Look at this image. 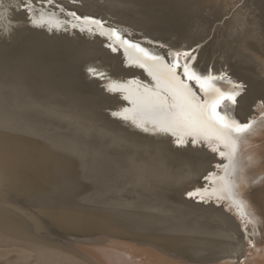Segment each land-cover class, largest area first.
Masks as SVG:
<instances>
[{
  "label": "bare ground",
  "instance_id": "bare-ground-1",
  "mask_svg": "<svg viewBox=\"0 0 264 264\" xmlns=\"http://www.w3.org/2000/svg\"><path fill=\"white\" fill-rule=\"evenodd\" d=\"M31 1L35 2L38 0H31ZM39 1L41 2L42 0H39ZM36 6H37V4H36ZM36 6H34V7H36ZM63 6L74 9L76 12H79V14L85 12L86 13V14L84 13L85 15H90L92 13L94 15L95 12H97L98 14H100V13L101 14H110V16L111 15L115 16V14L119 15V16H117V18H118L117 21H118L119 25L121 24L120 25L121 29L119 27L118 30L124 31L123 26H126V27L129 26L130 28H132L136 32V33L132 32V34H131L134 36V38L139 37V36H141L140 34H142L143 37L147 36L149 38V40L152 41L154 44H156L157 41H161L160 43L164 42V44L162 46L160 44L158 46V45L151 44L152 42H149V41H146V42H144V41L143 42H134L133 41L134 43H138L141 45V47H144L145 49H147L149 51V53H151L152 55H159V56L163 57L165 63L170 64L175 59L172 55H170V53H174V52H171L169 49H166L168 47V45H170L172 48V51H173V49L178 50V51L179 50H185V49L186 50L192 49L191 52L193 53L194 56H196L195 61L192 62V66L195 68V70H198L199 72H205L206 73L208 70L209 63H212L211 64L212 66L210 68L212 71L211 73L213 75H214V73H219L222 70L225 71V70L229 69V72L231 73V75L234 79V80L231 79L232 81L237 82L238 81L237 78H239L240 75H244L246 77L249 76V78L252 82V86L249 89V91L246 92V90H244L242 92V94L237 98V103L235 105L228 103L226 105L221 106V108H219L218 111L220 112L221 115H227L228 117H230L232 119H236L241 123H247L248 121H255L251 131L246 133L243 137H241V139L239 141L238 151L236 154V162L238 165V170H237L235 177H234L235 182L238 185V187L236 188V191L243 194V193H246V191L248 189L249 190H251V189H255V190L257 189L258 190L259 186L261 184H264V165L255 166V162L258 159V158H256V156L264 148V144H260L258 142L259 138L257 136H255V134H258V133L264 134V132H262V130L259 127V126L264 127V0H112L111 2L103 3V4L100 1L94 2L93 0L92 1H89V0H80L79 1V0H77V3H74V4H70L69 2H66V3L64 2ZM54 8L49 9L51 11H47V12H42L41 10L38 9V13H37V16H35V19L39 20L41 18V16H43L45 19H48V17L50 15L54 14L55 18L60 23V28L65 30V31H68L69 33L71 32L75 37L78 38L77 39L78 41L81 39H79V37H78L79 34L77 33V31L80 30L81 27H84V29H85L84 31L92 32V33H95L97 35V36L93 37L91 40H84L85 42L84 41L78 42V41H75V39H72L73 42H75L74 44L76 45V46L72 45V48H69L70 44L69 45L67 44L69 47L68 46L65 47L66 49H65L64 54H65L66 58L69 60V62H71L70 67H68L65 64H64V66H67V67L58 66L57 64L53 63V61L49 62L47 59L44 58V54H45L44 52H45V49H47L46 48L47 47L46 38L44 39L42 37L40 38V37L34 36L30 39L35 44L29 45L28 49L35 52V53H38V55L42 56V57H40L41 59L40 58H38V59L42 60V62L44 64L43 69L44 70L47 69L50 72V74L52 76H54V81H55V78H59V79H62V80L69 82L66 85V90H67L66 92L69 94V96H68L69 99L67 100V102L65 101V103L68 104V106L72 105V107H73V105H80L82 103V101H86L89 98L90 99L96 98L102 104H104L106 107H110V108L111 107L113 108V106L118 102L117 100H115V98L112 95H108L105 93L98 92V90H100V89L96 87V81L94 79L87 81V80H85L84 77H82L85 75L84 73H82V74H84L82 76L77 75L76 74L77 72L75 73L74 65L77 63L82 64L85 61H87V59H85V57H87L86 55H88V53L90 51L92 52V54L88 57H91V56H92V58L97 57L100 60L107 61L109 63L110 74L113 75L114 77H119V79H115L116 80L115 82L117 84H119L120 82L124 84V82H125L126 84L129 85V87H131V88H129L128 86L125 87V89L123 90V93L124 92H125V94L126 93L127 94L132 93L133 94L132 97L135 98L137 94L143 93L145 87H151V88L155 87L156 82L149 75V73L144 68L139 67L138 64H136L134 62H130L129 56L125 54L123 48H119V46H117L118 51L116 54L112 53L108 49L105 50L104 48H102L103 42L110 43V41L107 39L106 36H101L99 34V30L96 28L95 25H84L82 22H78L77 20H75L71 16H69V15L66 16V14L61 13L60 9L56 10ZM13 10H14V8H13ZM45 10H48V9H45ZM18 12L20 13V11H18ZM13 14L16 15L17 13L14 12ZM19 15H21V13ZM137 15L142 16V18H143V20L141 21V22H143L142 24H141V22L137 23V19H136ZM22 16H24V15H22ZM61 16H62V18H60ZM90 16H92V15H90ZM12 17H14V16H12ZM132 17L134 18V20L132 19ZM20 18L22 19L21 21H23V18H25V17H23V18L20 17ZM110 19H111V17H110ZM168 19H172V25H175V26H173V28H175L177 31H180V32L187 31V33L196 32L195 28L200 23L202 25V28H210L211 25L213 24V26H215L216 31H214L215 33H213L212 35L213 36L216 35L222 39V43L220 42V45L223 44L225 47L227 46V39L226 38L236 39L237 44H236L235 48H233V49H228V50L217 49V50H219L218 53H220V54H218V53H213L214 50L210 46H209V48L207 46H206L207 48L204 46L205 49L204 48H195L194 49V48H191L190 46H188V44L185 41L183 42L182 40L177 42L176 40L171 41L170 39H162L159 36V33L161 31L165 32V31L161 30V28L163 26H165L164 24H167L164 20H168ZM65 22H67V23H65ZM73 24H75L76 27H73L72 26ZM129 27H127V28H129ZM22 28H23V26H22ZM89 28H91V31L88 30ZM105 28H107V27H105ZM12 30H14V28ZM17 31H18V29H17ZM31 31H33V30L31 29ZM35 32H37V31H35ZM137 32H138V34H137ZM18 33H20V32H18ZM29 35H31V34H29ZM43 35H45V34H42V36ZM131 35H128L129 37L127 36V38L130 40L133 39L130 37ZM46 36H47V34H46ZM53 36L54 35H52L51 38ZM177 36H181V35L178 34ZM158 37L161 38V40H158ZM54 38H56V37H54ZM48 39H50V37ZM146 39H144V40H146ZM60 40H62V39H60ZM56 41H58V39H56ZM212 42L215 43V40ZM59 43H60V41H59ZM165 43L168 44L166 46V48L164 47ZM52 44H54V43H52ZM55 44H57V43H55ZM215 44L217 45V43H215ZM209 45H212V43ZM63 46H64V43H63ZM9 53H7V54H9ZM15 54L17 55V53H14V54L10 53L9 55L13 57V56H15ZM48 54H49V52H48ZM57 54H59V52ZM61 54H60V56H61ZM52 55H54V54H52ZM30 59H28V60L30 61ZM38 59H37V61H38ZM67 59H66V62H68ZM22 61H24V60L22 59ZM32 61H31V63L33 64L34 61L33 62ZM35 61H36V59H35ZM183 63H184V61H183V59H181V61H180L181 67H178L176 70L177 75L180 76L182 79H183V67H182ZM123 64H128L129 66H124ZM5 66H6V64H5ZM28 66H29V64L27 65V67ZM10 67L11 66H9V68ZM27 67H25L24 69H26ZM37 67H36V69H37ZM6 68L7 67H5V69ZM9 68L7 70H9ZM28 68H30V67H28ZM11 69H12V67H11ZM36 69H34V70H36ZM13 71H15L14 66H13V70L11 72H13ZM18 71H20V70H18ZM77 71H78V69H77ZM5 73H7V72H4V74ZM27 73H30V71ZM32 73H34V72H32ZM41 73H42V71H41ZM220 73H219V75H220ZM25 75L28 76V74H25ZM25 75H22V76L25 77ZM133 76L139 78L143 82L142 81H136L134 79L127 81V79H130V77H133ZM9 78H11V77H9ZM31 78H33V77H31ZM31 78H30V82H31ZM228 79L229 78H227V79L225 78L224 80H217L216 86L220 87L221 89H224V90L230 89L231 85L228 83ZM37 80L38 79H36V81ZM13 81H11V82H13ZM42 81L44 82V80H42ZM45 81H46V78H45ZM38 82H40V81L38 80ZM21 83H22V81H21ZM31 83H28V84L30 85ZM34 83H37V82H34ZM34 83H33V85H34ZM42 83H41V85H42ZM10 84L12 85V83H9L8 87H10ZM48 84H47V86H48ZM45 86H46V84H45ZM49 86H51V85H49ZM191 87L193 88V91L196 92L197 96H199L201 99L205 98L204 94L200 91V89L198 87L195 86L194 83L191 84ZM21 88H22V85H21ZM34 88H35V86H34ZM34 88H32V89L34 90ZM42 88H44V85H43V87H41V89ZM4 89L6 90V88H4ZM17 89H15V91ZM30 89L31 88H29L28 91L31 92ZM38 91H40V89ZM0 92L3 93L2 91H0ZM20 92H19V96H20ZM48 92H50V91H48ZM50 94H52V93H50ZM55 94L56 93L54 92V97H55ZM10 95H12V94H10ZM15 96H17V95H15ZM38 96H39V94H38ZM42 96H44V95L42 94ZM5 98L7 99L9 97H5ZM15 98H17V97H15ZM25 98L29 99V98H31V96L29 98L25 96ZM57 98H56V100H57ZM0 99H2V98H0ZM18 99H16V100H18ZM48 99H49V97H48ZM11 100H13V99L11 98ZM30 100H32V99H30ZM45 100H47V99H45ZM54 100H55V98H54ZM60 100H62V99H60ZM0 101H2V100H0ZM6 101L9 102V100H6ZM44 101H41V102H44ZM8 102H6V103H8ZM15 103L17 105L16 101H15ZM111 103H113V104L111 105ZM8 104H6L7 107H8ZM18 104H20V103H18ZM31 104H34V103L32 102ZM35 104H36V102H35ZM37 104H39V103H37ZM46 104H48V103H46ZM39 105H41V104H39ZM49 105H50V103H49ZM23 106H24V104H23ZM34 106L36 107V105H34ZM2 108L4 109L5 107H2ZM12 108H13V106H12ZM46 108H48V107H46ZM5 109H9V108H5ZM5 109H4V111H5ZM26 109L23 108L24 111ZM1 110L2 109H0V112H1ZM41 110H42V108H41ZM4 111H2V113ZM8 111L11 112V110H8ZM5 112H7V111H5ZM2 113H0V114H2ZM4 113L2 114L3 116H5ZM16 113H15V115H18ZM21 114L23 115L25 113H21ZM21 114L19 113L20 116H21ZM2 115H0V128L1 129H3L2 127H4V128L7 127L8 125H10L9 123H11L10 122L11 117H10V121H9L8 120L9 117L7 119L6 116H5L6 118H4ZM8 115L10 116V114H8ZM13 122H14V119H13ZM12 124L14 125V123H12ZM22 124L26 125L29 130L37 129L36 126H34V124H32L28 121H23ZM16 127H17V125H16ZM14 128H8V129L12 130ZM27 128L24 127V130L26 131ZM16 131L14 129V131H12V132H16ZM30 132L32 135L33 134L32 131H29V133ZM7 133H11V131L10 132L8 131ZM11 134H13V133H11ZM46 137H48V136H46ZM150 138H151V136H150ZM48 139H50L49 145L41 144V146H40L41 156H39L38 158H34L32 156L31 150H30V142L24 141L22 139H15L14 137L12 138V137H10V135H7L6 133L0 131V264H146L144 262L145 259L141 258V256H142L141 254H145L146 257L149 258V260H148L149 264H198L199 262H203V261L204 262L202 264H208L212 261V259L222 256L221 255L222 251L227 248V242L225 241V239L233 241V247L230 249L232 258L237 259L236 257L239 256V259H237V262L233 261V264H251L248 260H243L242 262H240V257H241V254L243 252V248H244L245 244L242 245V243L240 241V239H241L240 237H243V236H240L237 232L236 233L238 235L236 238H234V239L228 238V237L226 238V236H225L223 238V240L218 238V237H215V236H211V235L208 236L205 234L206 232H203V234L201 233L200 235H193L194 233L191 234L188 231H184V227H183V231L181 229H178V230L175 229V231H173V234L171 233L172 230H170V232H168L171 234H166L167 232L163 233L160 229V227H162V225L164 223L165 218L162 219V217L158 216L157 213H154V214H157L158 217L152 215L154 211L152 213L148 214V212H146V213L144 212L145 210L143 208L142 209L144 211L142 209H140L139 207L138 208L141 211H143L144 213L140 212V210H139V212H136L135 210L131 211V210H122V209L119 210L118 208L117 209L108 208V206L107 207H101V206L99 207L97 202L96 203L98 206H96V207H94V206L90 207L91 204H89V206L86 207V205L83 204L79 198H77L78 192L82 188V183L79 181L80 179L78 180V179L74 178L75 177L74 176V172H75L74 159H72L69 156L62 155V154L58 153L57 151L53 150V147L65 148V146H62V144H68L67 142H70V141L64 140V139H62L58 136H55V135H52L51 138H48ZM117 139H119V138H117ZM163 139H164V137H163ZM188 139L191 140V137H188ZM123 141H125V140H123ZM200 141L201 142L204 141V144H207L210 147L211 146L214 147V144L217 145L216 141H211V142L205 141V140H200ZM122 145H124V144H122ZM155 146H157V145H155ZM163 147H164V145H163ZM221 150L227 151V149H225L223 147V145H220V147H219V151H221ZM178 151H179V149H178ZM197 151H199V150H197ZM197 151L194 154V156L196 155L198 157V159L199 158L201 159V161H202V169L201 170H202V173H204L205 177L208 176L209 173H214L216 177H220V176L224 175V169H223V166L221 164L227 163V160L225 158H216L213 155L214 153L213 154L209 153V152L208 153H202L200 151L199 152H197ZM255 151H256V153H255L256 155L252 154ZM189 152L190 151H188V153ZM69 153H70V151H69ZM127 154H129V153H127ZM127 154H126V156H127ZM135 154H137V153H135ZM76 155H78V154H76ZM175 155H177V154H174V156ZM190 155H192V154H189V156ZM117 156H119V153ZM138 156L139 155H137V157ZM1 157L4 158L5 160H3ZM72 157H74V156L72 155ZM186 157L188 158V156H186ZM118 158L120 159V157H118ZM161 158H162V156H161ZM249 158H251V160H249ZM119 159H116V157H115V159L113 158L112 170H113L114 180L111 183V185H113L115 182L116 183L117 182H121V183L127 182L128 183L129 180L130 181L132 180L131 175H133V174L130 172V170H132V169L129 170L127 165L122 163V161H120ZM126 162L127 161H125V163ZM128 162H131V161H128ZM143 162H144V160H143ZM133 163H135V162H133ZM128 164H130V163H128ZM151 164H152V162H151ZM188 164H189V162H188ZM190 164L193 165L192 163H190ZM218 165H221V166L218 167ZM163 166H164V164H163ZM173 166H171V167H173ZM133 168L135 169V167H133ZM146 168H147V166H146ZM175 169H177V168H175ZM141 170H143V169H141ZM136 171H140V170H136ZM136 171L133 172V173H135V175L137 174ZM143 172H145V171H143ZM53 173L55 174V176L53 175ZM154 173H155V171H154ZM167 173H168V171H167ZM161 174H163V173H161ZM168 174H170V173H168ZM141 175H142V173H141ZM143 175H144V173H143ZM150 175H152V174H150ZM78 176H79V174H78ZM139 176H140V174H139ZM156 176L157 175H155L154 177H156ZM143 177H145V176H143ZM134 179L137 180L136 176L133 178V180ZM145 179H147V178L145 177ZM145 182L146 181H144V183ZM195 182L197 183V180ZM219 183L220 182L217 180L216 185H211L210 182L204 178L205 187H209V188H211L212 186L218 187ZM253 183H255V185H253ZM6 184H7L8 190L9 189L14 190L15 187H19L21 190V194L32 200L34 208L40 213L41 216L37 217L36 215H34V216L33 215H27V214H25V211H22L20 213H19L20 210L16 211L15 210L16 208H15L14 204L12 203L13 202L12 197L7 193L6 190H4L5 189L4 185H6ZM131 184L132 183H130V185ZM134 184H132V185H134ZM141 185H142V183H141ZM197 185H198V183H197ZM123 186H120V187H123ZM138 186H140V185L138 184ZM99 187H98L100 189L99 191L104 190V184L103 183L100 184ZM134 187L136 188V186H134ZM100 193L103 194V192H100ZM100 193H99V195H100ZM104 196H105V193H104ZM241 198L243 200L251 198L250 201H246L248 208H249V206L254 205L255 202L257 201L258 207H261L262 210H264V192L257 194V195L254 194L253 192H251L249 195L245 194ZM106 199L107 198H105V200ZM99 201L101 202V200H99ZM106 202H104V204H106ZM109 202H114V204H115V202L117 203V200L112 199ZM109 202H107V204ZM137 202H138V200H137ZM120 203H122V201H120ZM100 204H103V203L101 202ZM117 204H119V203H117ZM189 204H191V203H189ZM121 207H119V208H121ZM17 209H19V208H17ZM152 209L154 210V208H152ZM157 210L158 209H156V211ZM148 211H150L149 208H148ZM159 211L160 210H158V212ZM207 211H209L208 213H210V212L215 213L214 216H217V217L220 214V217H221L223 210L211 205V207L207 208ZM254 214L255 213H253V215ZM170 219H173V218H170ZM231 220L228 219V221L227 220L226 221L228 222L229 226L231 225L232 227L235 228V223L232 222ZM219 221H220V218H219ZM170 225L168 227H171ZM174 225H175V223H174ZM166 226H167V222H166ZM175 227H177V226L175 225ZM58 228L61 231L58 230ZM180 228H182V227H180ZM162 229H164V228H162ZM179 230L182 231L181 232L182 234L180 233L179 235H177L176 232L177 231L179 232ZM238 231H239V228H238ZM103 233H106L107 235L102 236ZM195 234H196V232H195ZM104 236H111L112 238H109L107 240V244H103V245L99 244L98 243L99 240ZM242 242H243V240H242ZM258 244H259L258 242L257 243L254 242V245L257 247H258ZM82 245L83 246L86 245V246H84L85 247L84 249L80 247ZM259 247H258V249H259ZM262 249L264 251L263 246H262ZM244 253H245V251H244ZM247 258H248V256H247ZM262 260H263V258H260V260L257 259V261H258L257 264H260L259 261H262Z\"/></svg>",
  "mask_w": 264,
  "mask_h": 264
},
{
  "label": "rangeland",
  "instance_id": "rangeland-1",
  "mask_svg": "<svg viewBox=\"0 0 264 264\" xmlns=\"http://www.w3.org/2000/svg\"><path fill=\"white\" fill-rule=\"evenodd\" d=\"M89 1H92V0H89ZM93 1L94 2L100 1L103 4V3L111 2L112 0H93ZM64 2L65 3L69 2L70 4H74V3H77V0H52L51 3H49L48 0H42L41 2L39 0L35 1V2H32L31 0H20V1L19 0H6V1L0 0V57L2 58V59L0 58V91L3 92V93L0 92L2 94V95L0 94L1 95L0 98H2V99H0V100H2V101H0V105L2 104L0 106V109H2L0 113H2V111H4L5 108H9V109H5V111H7V112H5V111H4L5 113L3 112L5 114V116L7 117V119L9 117V119H8L9 121H10V117H11V121H10L11 123H9L10 125H8L9 127L8 126L7 127L8 128H14L15 127L14 128L15 131L17 130L16 132H12V131H14V129L9 130L7 127H5L6 129L4 127H2L4 130L0 128V131L6 133L7 135H10V137H12V138L14 137L15 139H22L24 141L30 142V150H31L32 156L34 158H38L39 156H41V150H40L41 144L49 145L50 139H48V138H51L52 135H55V136H58L64 140L70 141V142L66 141L68 144H62V146H65V148L53 147V150L57 151L58 153H60L62 155L69 156L72 159H74V162H75V172H74L75 177L74 178H76L78 180L80 179L79 181L82 183V188L78 192L77 198H79L81 200V202L86 205V207H88L89 204H91L90 207H92V206L96 207L99 205V207L100 206L101 207H107L108 206V208H115V209L118 208L119 210L122 209V210H131V211L135 210L136 212H139V210L143 208L145 211L143 209L142 210L145 213L148 212V214L152 213L154 211L152 215H154L156 217L160 216V217H162V219L165 218L164 223H163L162 227H160V229L163 233L167 232L166 234H171V233L173 234V231H175V229H177V230L181 229L183 231V227H184V231H188L191 234L194 233L193 235H200L201 233L203 234V232H206L205 233L206 235L215 236V237H218L222 240L225 236H226V238L228 237V238L234 239L239 234L240 236H243V237H240L241 239L243 238L242 239L243 242L239 238L242 245L245 244L244 248H243V252H242L241 257H240V262H242L243 260H248L251 264H257V262H258L257 259L260 260V258H263V260L259 261V262H260V264H264V251L262 249V246L264 247V243H263L264 242V210H262L261 207H258L257 201L255 202L254 205L249 206V208L246 204V207L243 210H241V209H238L236 206H234L226 198L223 200H217L216 198H210V199H207L206 201H201L199 198H192V197L188 196L189 192H192L197 188H200V189L205 188V185H204L205 175H204V173H202V170H201L202 169V161L200 158L198 159V157L196 155L194 156V154L196 153L197 150H199L202 153H208V152L212 153V154L214 153L213 155L216 158H222L218 152H213L211 150L213 146L210 147L207 144H204V141L203 142L200 141L199 143L193 145L191 143V140L188 138H186L188 141L186 144L178 146L175 143L176 138L171 136L170 134H167V135L166 134H162V135L157 134L156 135V134H153L151 131L145 132L142 129L137 128L132 123L131 120H124L121 117L114 116L113 113L123 112V109H125V108L131 109L133 107L132 103H130L129 100L124 99L125 95L132 96L133 94L132 93H130V94L126 93L125 94V92L123 93V90H117L115 92L108 91L109 84L110 83H116L115 79H119V77H114L113 75L110 74V72H109L110 66H109V63L107 61L100 60L97 57H95V58H92V56L88 57L92 54L91 51L88 53V55H86L87 57H85V59H87V61H85L82 64H79V63H77L75 65L73 64L75 67V69H74L75 73L77 72L76 74L81 75V76L85 74L82 77H84L85 80H87V81L94 79L96 81V87L100 89V90H98V92L105 93L108 95H112L115 98V100H117L118 102L114 105L115 107L113 106V108L112 107L111 108L106 107L104 104H102L96 98H92V99L89 98L86 101H82V103L80 105H73V107H72V105L68 106V104L65 103V101L67 102V100L69 99L68 98L69 94L66 92L67 91L66 85L69 82L62 80V79H59V78H55V81H54V76H52L47 69H45V70L43 69L44 64H43L42 60L38 59L42 56L38 55V53H35V52L29 50L28 46L31 44H35L34 42H32L30 40L34 36L40 37V38L42 37L44 39L46 38V45H47L46 48L47 49H45L44 58L47 59L49 62L53 61V63L57 64L58 66L70 67L71 62H69V60L66 58V56L64 54L65 49H66L65 47H67L69 44H70L69 45L70 47L68 46L69 48H72V45L76 46L74 44L75 42H73L72 39H75V41H78L77 40L78 38L75 37L71 32L69 33L68 31H65L61 28H59V30H57L55 27H53L51 30H49V26L46 23L43 25H39V26L34 25L32 23V20L35 19V16H37L38 9L41 10L42 12H47V11H51L49 9L55 7L54 9H56V10L60 9V12L66 14V16H68L69 12H75L77 16H81V17L88 16V17H92L94 19L101 20L104 23V26L107 28L108 27H114V28L118 27L117 29H119L121 24L119 25V23L117 21L118 20L117 16H119V15L115 14V16H116L115 17L112 15L110 16V14H101V13L98 14L97 12H95L94 15H93V13L90 14L92 16L85 15L86 14L85 12L79 14V12H76L74 9L63 6ZM36 4H37V6H36ZM25 5H27V7ZM34 6H36V7H34ZM13 8H14V10H13ZM44 8L48 9V10H45ZM61 9H63V11H61ZM18 11H20L21 15H19L20 13ZM14 12L17 14L16 15L13 14ZM22 15H24V16H22ZM12 16H14V17H12ZM20 17H22V18L25 17V18H23V21H21L22 19ZM110 17H111V19H110ZM60 18H62V16ZM132 19L134 20L133 17H132ZM136 19H137V23H140L143 20L141 15H137ZM36 20H38V19H36ZM164 21L167 24H164L165 26H163L161 28V30H163L165 32H162V31L160 33L158 32L159 36L162 39H170L171 41L176 40L177 42L182 40L183 42L185 41L188 44V46H190L191 48H194V49L195 48H204L205 49L206 46L208 48L210 46L214 50V51L212 50L213 53H218L219 50H221V49L222 50L233 49V48H235V46L237 44L236 39L226 38L227 39V46L225 47L223 44L220 45V42L222 43V39L216 35H214V36L212 35L213 33H215L214 31H216L215 26H213V24L211 25L210 28H202V25L200 23L195 28L196 32L187 33V31L180 32V31H177L175 28H173V26H175V25H172V19H168V20H164ZM67 22H65V23H67ZM78 22H81V21H78ZM142 23L143 22H141V24ZM22 26H23V28H22ZM123 27H124V31H121V32L124 33L123 35L126 38L128 35H131L132 32L136 33L135 30H133L129 26H127L129 28H127L126 26H123ZM13 28H14V30H12ZM17 29H18V31H17ZM31 29L33 31H31ZM120 29H121V27H120ZM125 30H127V31H125ZM35 31H37V32H35ZM18 32H20V33H18ZM77 33L79 34L78 35L79 39H81L78 42H80V41L83 42L84 40H91L93 37L97 36L95 33L88 32V31L78 30ZM29 34H31V35H29ZM42 34H45V35L42 36ZM46 34H47V36H46ZM137 34H138V32H137ZM178 34L181 36H177ZM52 35H54V36L51 38ZM140 35L141 36L136 37V38H134L133 35H131L130 37L133 38L132 41H134V42H143V41L144 42H146V41L152 42L149 40V38L147 36L143 37L142 34H140ZM49 37H50V39H48ZM54 37H56V38H54ZM161 38L158 37V40H161ZM56 39H58V41H56ZM60 39H62V40H60ZM144 39H146V40H144ZM214 40L218 46L214 42H212ZM59 41H60V43H59ZM160 42L161 41H157L156 44H154L152 42L151 44L158 45V46L160 44L162 46L164 44V42H162V43H160ZM52 43H54V44H52ZM55 43H57V44H55ZM63 43H64V46H63ZM211 43H212V45L214 44L213 45L214 47L212 45H209ZM108 44H109L108 42L107 43L103 42L102 48H104L105 50L108 49L112 53L116 54L117 51L113 52L111 50V48H109L107 46ZM167 45L168 44L165 43L164 47L166 48ZM166 49H169L171 52H177L178 51L175 49H173V51H172V48L170 45H168V47ZM217 49H219V50H217ZM191 50L192 49H188V50L185 49V50H179V52H185V51L191 52ZM57 51L59 52V54H57L58 53ZM9 52L13 53V54L17 53V55L15 54V56L12 57L9 55L10 54ZM48 52H49V54H48ZM7 53H9V54H7ZM52 54H54V55H52ZM60 54H61V56H60ZM218 54H220V53H218ZM22 59L24 61H22ZM28 59H30V61ZM35 59H36V61H35ZM37 59H38V61H37ZM66 59L68 62H66ZM55 60L56 61L58 60L59 62L58 61L56 62ZM31 61L33 62V64L31 63ZM5 64H6V66H5ZM28 64H29L28 67H30V68L27 67ZM64 64L67 66H64ZM211 64L212 63H209L208 70L206 73L205 72H199L198 70H196V71H198L200 74L202 73L203 75H207L210 72H212L211 68H210L212 66ZM123 65L129 66L128 64H123ZM9 66H11L12 69H11V67L9 68ZM13 66H14L15 71L11 72L13 70ZM5 67H7V68L5 69ZM25 67H27V68L24 69ZM36 67H37V69H36ZM8 68H9V70H7ZM76 68L78 69V71ZM89 68H94L97 70V72L103 73L104 74L103 78H100L99 76H94V75L90 74ZM34 69H36V70H34ZM18 70H20L21 72ZM26 71L27 72L30 71V73H27ZM41 71H42V73H41ZM4 72H7V73L4 74ZM32 72H34V73H32ZM220 72L221 73L223 72L226 79L230 78V79L234 80L231 73L229 72V69H227L225 71L222 70ZM82 73H84V74H82ZM219 73H214V75L218 76ZM25 74H28V76H26ZM7 75L11 78H9ZM22 75H25V77H23ZM31 77H33V78H31ZM30 78H31L32 83L30 82ZM35 78L38 79L40 82H38V80L36 81ZM45 78H46V81H45ZM9 79L11 81H13V80L14 81L11 82ZM133 79L136 81H142L139 78L134 77V76L130 77V79H127V81H130ZM237 79H238L237 82L245 85L244 90H246V92L249 91V89L252 86V82H251L249 76L246 77L244 75H240V77ZM42 80H44V82ZM21 81H22V83H21ZM34 82H37V83H34ZM9 83H12V85L10 84V87H8ZM28 83H31V84L29 85ZM33 83H34V85H33ZM41 83H42V85H41ZM45 84H46V86L48 84V86L46 87ZM21 85H22L23 89L21 88ZM43 85H44V88L41 89V87H43ZM49 85H51V86H49ZM119 85H123L124 89L127 86L129 87V85L126 84L125 82H124V84L120 82ZM34 86H35V88H34ZM4 88H6V90ZM14 88L15 89L18 88V89L15 91ZM29 88H31L30 89L31 92L28 91ZM32 88H34V90ZM38 88L40 89V91H38L39 90ZM129 88H131V87H129ZM48 91H50V92H48ZM19 92H20L21 97L19 96ZM54 92L56 93L55 97H54ZM9 93L12 95H10ZM50 93H52V94H50ZM14 94L17 96H15ZM28 94L31 96V98H29L30 96ZM38 94H39V96H38ZM42 94L44 96H42ZM25 96L28 97L29 99L25 98ZM5 97H9V98L6 99ZM10 97L13 100H11ZM15 97H17V98H15ZM48 97H49V99H48ZM54 98H55V100H54ZM56 98H57V100H56ZM16 99H18L19 101ZM30 99H32V100H30ZM45 99H47L48 101ZM60 99H62V100H60ZM6 100H9V102ZM15 101L17 102V105H16ZM31 101L34 104H31L32 103ZM41 101H44V102H41ZM6 102H8L9 104ZM35 102H36V104H35ZM18 103H20L21 105ZM37 103H39L41 105H39ZM46 103H48V104H46ZM49 103L51 106L49 105ZM6 104H8V107ZM23 104L25 107L23 106ZM112 104L113 103H111V105ZM34 105H36V107ZM12 106H13V108H12ZM2 107H5V108L3 109ZM46 107H48L49 109ZM23 108H25V109L27 108V109L24 111ZM41 108H42V110H41ZM8 110H11V112L13 111L12 112L13 114ZM15 113L18 115H15ZM19 113L20 114L25 113V114H23V115L21 114V116H20ZM2 114H0V115H2ZM8 114H10V116ZM5 116H3V117L6 118ZM12 118L14 119V122H13ZM23 121H28V122L34 124V126H36L37 129L29 130L26 125L22 124ZM12 123H14V125ZM16 125H17V127H16ZM24 127L27 128L26 131L24 130ZM259 127L262 130V132H264V127H262V126H259ZM8 131L9 132L11 131V133H13V134L7 133ZM29 131H32L33 134L31 135V132L29 133ZM46 136H48V137H46ZM150 136H151V138H150ZM255 136H257L259 138L258 142L260 144H264V134L258 133V134H255ZM163 137H164V139H163ZM117 138H119V139H117ZM123 140H125V141H123ZM122 144H124V145H122ZM155 145H157V146H155ZM163 145L165 148L163 147ZM214 146H217V145L214 144ZM178 149H179V151H178ZM69 151H70V153H69ZM188 151H190V152L188 153ZM199 151H197V152H199ZM118 153H119V156H117ZM127 153H129V154H127ZM135 153H137V154H135ZM255 153H256V151L253 152L252 154L256 155ZM76 154H78V155H76ZM126 154L128 157L126 156ZM174 154H177V155L174 156ZM189 154H192V155L189 156ZM72 155L74 157H72ZM137 155H139V156L137 157ZM185 155L188 156V158ZM161 156H162V158H161ZM115 157H116V159H119L118 157H120L119 160L122 161V163H124L125 165H127L129 170L132 169V170H130V172L133 175H131L132 180L131 181L129 180L130 182L129 181H128V183L127 182H123V183H121V182L116 183L115 182L116 183V184L114 183L115 185L114 184L111 185V183L114 180L113 170H112V162H113V158L115 159ZM256 158H258V159L255 162V166L264 165V148L259 152V154H257ZM2 159L5 160L4 158H2ZM123 159L125 161H127L126 162L127 164L125 163V161ZM143 160H144V162H143ZM128 161H131V162H128ZM133 162H135V163H133ZM151 162H152V164H151ZM188 162H189V164L192 163L193 165H191V164L189 165ZM128 163H130V164H128ZM163 164L165 167L163 166ZM145 165L147 166V168ZM221 165H219V166H221ZM171 166H173L174 168ZM133 167H135V169ZM139 167L143 170H141ZM151 168L155 171V173ZM175 168H177V169H175ZM136 170H140V171H136ZM135 171L137 173L136 175H135V173H133ZM143 171H145V172H143ZM167 171L171 175L168 174ZM141 173H142V175H141ZM143 173H144V175H143ZM161 173H163V174H161ZM78 174H79V176H78ZM139 174H140V176H139ZM150 174H152V175H150ZM53 175L55 176L54 173H53ZM155 175H157V176L154 177ZM135 176H136L137 180H135V179L133 180V178ZM143 176H145L147 179H145V177H143ZM196 180H197L198 185L195 182ZM144 181H146V182L144 183ZM102 183L104 184V190L99 191L100 190L99 186ZM130 183H132V184L135 183V184L130 185ZM141 183H142V185H141ZM138 184L140 186H138ZM253 185H255V183H253ZM120 186H123V187H120ZM134 186H136V188ZM4 188H5L4 190H6L7 193L12 197V201H13L12 203L14 204L16 211L20 210L19 213L22 211H25V214H27V215H33V216L36 215L37 217L41 216L40 213L34 208L32 200L21 194V190L19 187H15L14 190H10V189L8 190L7 184H6V185H4ZM254 190L255 189H251V190L248 189L246 191V193L242 194V196H244L245 194L249 195L251 192H253L256 195L264 192V184H261L259 186L258 190L257 189L255 191ZM100 192H103V194H101ZM99 193H100V195H99ZM104 193H105V196H104ZM134 197L135 198L137 197L136 199L138 200V202ZM105 198H107V199L105 200ZM112 199L117 200V203H119V204H117L116 202H115V204H114V202H109ZM99 200H101V202L103 204H100L101 202ZM119 200L122 201L123 204L120 203ZM250 200H251V198L246 199L245 201H250ZM106 201L109 203L107 204ZM96 202L98 203V205ZM104 202H106L107 205L104 204ZM189 203H191V204H189ZM211 205L223 210L222 214H221L222 216L220 217V214L218 216L222 223L219 221V218L217 216H214L215 213H212V212L208 213L209 211H207V208L211 207ZM130 206L131 207L133 206L132 207L133 209ZM119 207H121V208H119ZM151 207L154 208V210ZM17 208H19V209H17ZM148 208L150 209V211H148ZM156 209L160 210L159 211L160 213L158 212V210L156 211ZM143 211L140 210V212H143ZM241 211H243V213H245L246 215H242ZM154 213H157L158 216H157V214H154ZM253 213H255V214L253 215ZM170 218H173V219H170ZM227 218L230 220L232 219L231 221L235 223V228L232 227L231 225L229 226V224L227 222L228 221ZM249 219L253 220L254 223H248ZM165 221L167 222V226H166ZM173 222L175 223V225L177 227H175ZM169 225L171 227H168ZM180 227H182V228H180ZM162 228H164V229H162ZM238 228H239V231L241 233L238 231ZM58 230H60V229L58 228ZM170 230H172L171 233H168V232H170ZM181 230H179V232L177 231L176 234L179 235L182 232ZM195 232H196V234H195ZM103 235H107V234L103 233L102 236ZM104 237H102L99 240V242H98L99 244H102V245L107 244V240L109 238H112L111 236H104ZM225 241L227 242V248L222 251V254H221L222 256L212 259V261L208 264H230V263L233 264V261L237 262V259H239V256L236 257L237 259H233L231 252H230V249L233 247V241L226 240V239H225ZM254 242L259 243L258 244V247L260 246L259 249L257 246L254 245ZM84 246H86V245H84ZM84 246L82 245L80 247L84 249L85 248ZM244 251H245V253H244ZM141 255H142L141 258L145 259L144 262L146 264H149V262H148L149 258L146 257L145 254H141ZM247 256H248V258H247ZM203 262H199L198 264H202Z\"/></svg>",
  "mask_w": 264,
  "mask_h": 264
},
{
  "label": "snow or ice",
  "instance_id": "snow-or-ice-1",
  "mask_svg": "<svg viewBox=\"0 0 264 264\" xmlns=\"http://www.w3.org/2000/svg\"><path fill=\"white\" fill-rule=\"evenodd\" d=\"M49 3L52 0H48ZM27 7V5H25ZM63 11V9H61ZM69 16L84 25H95L101 36H106L110 43L107 45L113 52L123 48L129 61L138 64L144 68L156 82L155 87H145L143 93H139L135 98L126 95L124 99L129 100L133 107L123 109V112L113 113L114 116L131 120L132 123L145 132L151 131L154 134H170L175 137V143L184 145L191 137L193 145L205 141H216L217 146L212 147L213 152H218L222 158L227 160L223 165L224 175L216 177L214 173H209L205 177L211 185L219 186L197 188L188 193L189 197L199 198L206 201L210 198L217 200L228 199L238 209L243 210L247 202L243 200L242 193L236 191L238 185L235 182V174L238 170L236 154L239 141L246 133L250 132L255 121L241 123L227 115H221L218 111L221 106L228 103L235 105L237 98L242 94L245 85L228 79L231 85L230 89L224 90L216 86L217 80H224L223 73L213 75L211 72L207 75L198 73L192 66L196 56L191 52L170 53L175 59L172 63H165L163 57L152 55L140 44L134 43L126 38L123 33L114 27L105 28L101 20L88 16H77L75 12H69ZM34 25L47 24L49 30L55 27L60 28L59 21L52 14L45 19L43 16L39 20L33 19ZM76 27L75 24L72 25ZM84 31V27H81ZM91 31V28L88 29ZM127 31V30H125ZM183 59V79L177 75V68L181 67L180 61ZM90 74L103 78L104 74L97 72L94 68H89ZM204 94V99L197 96L193 91L191 84ZM124 90L123 85L110 83L108 91L115 92ZM223 145L227 151H219V146ZM251 160V158H249ZM218 167H220L218 165ZM226 194V195H225ZM242 215H246L241 211ZM248 223H254L249 219ZM251 243V242H250Z\"/></svg>",
  "mask_w": 264,
  "mask_h": 264
},
{
  "label": "water",
  "instance_id": "water-1",
  "mask_svg": "<svg viewBox=\"0 0 264 264\" xmlns=\"http://www.w3.org/2000/svg\"><path fill=\"white\" fill-rule=\"evenodd\" d=\"M224 163H222V166H223Z\"/></svg>",
  "mask_w": 264,
  "mask_h": 264
}]
</instances>
